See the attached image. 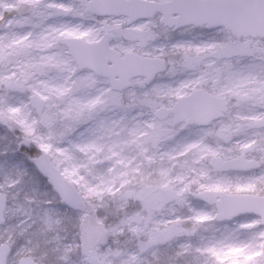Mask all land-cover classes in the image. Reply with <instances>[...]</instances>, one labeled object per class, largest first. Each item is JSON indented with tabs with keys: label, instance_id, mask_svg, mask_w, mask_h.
Segmentation results:
<instances>
[{
	"label": "snow or ice",
	"instance_id": "1",
	"mask_svg": "<svg viewBox=\"0 0 264 264\" xmlns=\"http://www.w3.org/2000/svg\"><path fill=\"white\" fill-rule=\"evenodd\" d=\"M0 141V264H264V0H0Z\"/></svg>",
	"mask_w": 264,
	"mask_h": 264
},
{
	"label": "rangeland",
	"instance_id": "2",
	"mask_svg": "<svg viewBox=\"0 0 264 264\" xmlns=\"http://www.w3.org/2000/svg\"><path fill=\"white\" fill-rule=\"evenodd\" d=\"M3 150H4L3 142L0 141V153H2ZM25 168H26V165H21V170H24ZM24 179H25V181H27L28 177L25 176ZM50 188H51L50 185L43 186L40 184L31 185V184L26 183L25 187L23 189V194H27L29 196H34L36 198H46V197H49L51 195Z\"/></svg>",
	"mask_w": 264,
	"mask_h": 264
},
{
	"label": "trees",
	"instance_id": "3",
	"mask_svg": "<svg viewBox=\"0 0 264 264\" xmlns=\"http://www.w3.org/2000/svg\"><path fill=\"white\" fill-rule=\"evenodd\" d=\"M23 147L27 148L28 146L24 145Z\"/></svg>",
	"mask_w": 264,
	"mask_h": 264
}]
</instances>
